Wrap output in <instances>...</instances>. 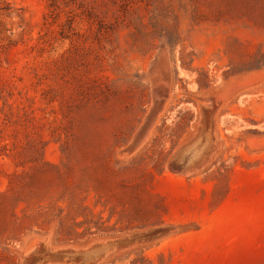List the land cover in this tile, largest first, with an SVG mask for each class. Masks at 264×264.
Here are the masks:
<instances>
[{
  "label": "rangeland",
  "instance_id": "rangeland-1",
  "mask_svg": "<svg viewBox=\"0 0 264 264\" xmlns=\"http://www.w3.org/2000/svg\"><path fill=\"white\" fill-rule=\"evenodd\" d=\"M148 230L87 264H264V0H0V264Z\"/></svg>",
  "mask_w": 264,
  "mask_h": 264
},
{
  "label": "trees",
  "instance_id": "trees-1",
  "mask_svg": "<svg viewBox=\"0 0 264 264\" xmlns=\"http://www.w3.org/2000/svg\"><path fill=\"white\" fill-rule=\"evenodd\" d=\"M18 204V203H17ZM71 206L69 207L68 212L64 215L61 216V214L63 213V209L60 207H51V206H37L38 208V215L41 217V223L47 224L51 221V219L53 217H58L59 218V224L60 226H62L64 224V222L66 220H70L72 221V223L76 226L79 225H83L84 223L87 222L88 219H92L95 217V214L92 213V211L85 206H77L76 209L72 208L73 204H70ZM56 210V213H54L53 211ZM82 216L84 218L83 221L81 222H76V218ZM102 220V218L98 215V222H100ZM100 224H103L102 221L100 222ZM113 231H115L114 226H102V227H98L96 232L94 233H114ZM59 235L60 237L58 238L59 240L62 238V240H72L74 238H83L85 235H92L94 233L90 232V228L86 229L83 232H76V230H67L66 232H62L61 230H59ZM73 237V238H72ZM131 264H134V261L131 262Z\"/></svg>",
  "mask_w": 264,
  "mask_h": 264
},
{
  "label": "bare ground",
  "instance_id": "bare-ground-1",
  "mask_svg": "<svg viewBox=\"0 0 264 264\" xmlns=\"http://www.w3.org/2000/svg\"><path fill=\"white\" fill-rule=\"evenodd\" d=\"M201 135L204 133H207L210 130V121H209V114L204 115V121H203V126L201 129ZM207 135V134H206ZM205 137H202L201 141L199 142V144L194 147L191 148V158H197L201 155L202 151H203V144L205 141ZM208 139V138H207ZM198 142V141H197ZM191 145V144H190ZM193 146V145H192ZM207 148V147H206ZM184 149V148H183ZM193 149V150H192ZM205 155V154H204ZM203 155V156H204ZM202 156V157H203ZM191 160V159H190ZM192 161V160H191ZM186 164V163H185ZM184 164V165H185ZM181 165V164H180ZM181 167V166H180ZM120 240V239H119ZM113 241H117V240H110V241H105L102 243H98V244H94L91 247L85 249V250H73V249H69V250H64V251H68L66 253L65 258H68V262L72 263V264H87V263H94L97 260L103 258L106 254H108L109 252L113 251V249L118 248V247H114L111 248L109 250H104V251H97L92 249L94 246L97 245H104L107 244L109 242H113ZM52 261H57V260H48L46 263L48 262H52ZM59 261V260H58Z\"/></svg>",
  "mask_w": 264,
  "mask_h": 264
},
{
  "label": "water",
  "instance_id": "water-1",
  "mask_svg": "<svg viewBox=\"0 0 264 264\" xmlns=\"http://www.w3.org/2000/svg\"><path fill=\"white\" fill-rule=\"evenodd\" d=\"M174 161V159H173ZM159 231L155 230H148L143 232H136L131 235H129L127 238L120 239L117 241L109 242L104 245H97L94 246L92 249L97 251H104L109 250L114 247H119L122 245H128L135 241H141L148 239L150 237L155 236ZM68 251H56V252H50L46 247H43L40 252H35L33 258L29 259L30 264H42L45 261L52 260V259H68L63 256L66 255Z\"/></svg>",
  "mask_w": 264,
  "mask_h": 264
}]
</instances>
